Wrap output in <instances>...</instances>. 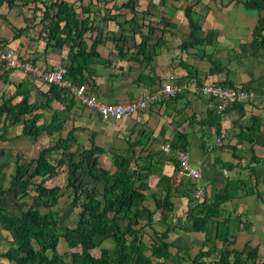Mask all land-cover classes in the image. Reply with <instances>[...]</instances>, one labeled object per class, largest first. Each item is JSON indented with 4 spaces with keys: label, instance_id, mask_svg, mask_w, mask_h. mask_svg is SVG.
I'll return each mask as SVG.
<instances>
[{
    "label": "trees",
    "instance_id": "16d2710c",
    "mask_svg": "<svg viewBox=\"0 0 264 264\" xmlns=\"http://www.w3.org/2000/svg\"><path fill=\"white\" fill-rule=\"evenodd\" d=\"M111 1L88 0L87 3L82 0L76 5L69 0H0V8L6 5L8 9L33 4L31 21L38 20L31 24L24 17L26 25L17 27L9 23L4 13L0 12V17L13 33L14 39L40 26L37 37H29V41H44V51L41 54L43 61L45 62L46 53L59 49L61 56L52 64L64 66L67 70L65 77L70 85L84 84L85 92L89 94L91 92L87 91V83L90 84L89 80L94 75V66L110 64L109 60L100 57L97 46L111 41L118 50V56L126 58L122 45L127 37L121 31L127 29L125 25L130 22H133V31L141 29L144 23L142 24L141 19L135 20L138 14L143 21L144 17L153 16L149 9L153 7L151 1L147 4L150 6L143 11L139 9L137 0H125L120 7H114L115 4ZM151 21L146 25L149 31L145 35L140 32V42L129 56L140 64H149L157 54V45L149 43L155 28ZM156 22L162 27L174 26V23L164 17ZM109 23L116 24L119 35H113L112 31H106L104 35V31L109 29L101 24ZM215 36L216 32L210 30L205 38L196 37L192 43L212 45L216 42ZM0 42L8 44L5 37H0ZM27 59L38 64L37 57ZM0 64V80L15 88L13 93L0 95V144L11 141L9 128L17 124L20 125V130L15 133L17 137L21 135L36 140L45 136L48 139L39 148L30 165L20 163V157L16 155L9 186H0V233L6 237L5 244H8L7 248L0 251L1 259L9 264H66L64 258L57 253L58 244L63 242L71 250V264H167L171 260L172 264H264V255L260 256L258 253L259 245L247 240L240 249L230 247L231 217L224 218L222 215L223 205L227 201L236 197L238 192H254L252 187L246 189L241 180L234 181L233 184L227 181L222 188L216 189L212 197L208 196L204 188L203 194L195 198L193 191L196 180L181 172L180 162L175 156L176 149L186 150L185 145L178 140H171L167 152L162 150V146L160 148L164 157H158L152 149L141 147L140 151L135 148L139 144V136L137 133L132 136L134 130L127 135L128 146L124 152L108 151L97 143V131L89 130L88 145L77 153L72 148L78 143L75 132L80 127L72 117V109L77 102L81 106L79 108H87L72 93L70 87L43 84L42 79L22 74L28 76V88L27 80L10 82L9 74L12 69H5L1 62ZM45 64L49 66L50 61ZM185 67L189 79L196 77L194 67ZM146 77L140 74L137 82ZM33 85L37 87L35 95L31 94L35 88ZM220 85L225 87L227 84ZM242 89L247 90L245 87ZM182 91L180 89L174 94ZM241 103L244 102L236 100L228 106ZM43 110H50L52 114L48 121L39 122ZM97 116L98 119L101 118ZM121 121L123 120L108 121V124L114 126ZM65 130L63 137L51 140L53 134ZM131 137L135 140L131 141ZM2 148L8 147L3 145ZM103 155L110 160L109 167L100 165ZM166 161L172 164L171 173L163 171ZM218 163L220 169H230V164L221 161ZM63 166L67 167L63 184L56 181L53 186H47L46 182L57 178L59 168ZM250 171L253 172L254 169L251 167ZM81 176L89 178L87 184L82 183ZM97 183L102 184L100 189L96 188ZM179 190V197L184 198L185 207L178 215L171 217L174 211L172 197ZM7 191H12L14 197V202L9 207L3 204ZM22 197H28L29 200L20 201ZM65 197L70 199L71 208L77 209L74 227L60 225L56 207L60 199ZM155 213L159 214L158 221L165 226L163 231L153 227ZM213 224L216 225V234L213 236L214 240L209 242ZM177 228L204 234L203 246L193 255H189L187 249L177 248L173 251L170 234ZM145 232H150L149 236L151 235L148 245L144 241ZM103 238L113 242L112 250L99 249V241ZM97 249L99 253L95 255Z\"/></svg>",
    "mask_w": 264,
    "mask_h": 264
},
{
    "label": "crops",
    "instance_id": "0c3cea01",
    "mask_svg": "<svg viewBox=\"0 0 264 264\" xmlns=\"http://www.w3.org/2000/svg\"><path fill=\"white\" fill-rule=\"evenodd\" d=\"M149 1L154 4V14L144 17L148 19L143 23L148 25L151 19H155L151 21L155 28L149 42L157 45L154 59L149 64H140L129 58L135 45L140 42V32L145 35L148 28L142 27L134 31L123 29L121 33L127 39L122 50L127 57L118 56V50L111 41L99 44L97 51L100 57L109 60L110 64L94 66V75L89 80L92 85L87 83V91L96 94L103 101L116 102L140 98L144 93L158 90L164 83L180 86L183 91L174 94L175 96L169 94L162 97L158 103L114 126L100 117L98 119L96 113L89 110L87 112V109L83 111L85 122L79 123L76 113L78 102L72 109V116L79 127L97 131L96 139L99 136L106 142L110 141L114 148L119 145L118 148L126 149L127 135L133 130L132 136L136 133L139 136V144L135 148L152 149L158 157H164L160 152L161 146L170 145L171 140H178L189 152L191 166L200 170L198 183L205 188L209 197L227 181L233 184L234 181L241 180L246 189L252 187L254 192L241 191L227 201L223 205L222 215L224 218L231 217L230 247H242L247 240L259 241L264 247V173L258 168L264 164V102L257 96L264 91V0H143L139 9L145 10ZM163 17L174 23L173 28L162 27L156 22ZM210 30L216 32L214 44L192 43L196 37L205 38ZM106 31L115 30H105L104 35ZM15 46L12 49L17 54L24 58L37 57L38 64H45L41 54H35L39 51L35 42H25L22 49H15ZM54 51L60 52L59 49ZM165 58L170 59L164 62ZM185 66L194 67L196 77L189 79ZM168 68L172 69L168 73L170 77L164 76V71ZM140 74L147 77L137 82ZM21 76L19 78L10 73L9 81L29 80L28 76ZM162 78L165 79L163 82ZM27 83L29 88L30 82ZM211 83L245 87L256 93L255 101L228 106L218 114L217 99L192 92L194 87L200 88ZM1 87L5 88V92L1 91ZM14 89L13 85L0 80V95L13 93ZM35 91L37 87L32 89L31 94L35 95ZM49 111H42L40 122L48 117ZM16 127L18 129L19 124L10 127L8 132L13 128L16 130ZM79 133L80 128L75 132L78 142ZM217 137H221L220 144H215ZM28 139L25 136L16 146ZM130 139L135 140L134 137ZM10 143V148H13L12 140ZM2 145L0 144V149ZM218 161L230 164V169H220ZM251 167L253 172L250 171ZM163 169L165 173H171L172 164L166 161ZM180 195L179 190L172 197L174 211L171 217L178 215L185 207V200ZM159 218L160 216L154 220ZM158 223L165 228L159 221ZM215 228L216 225L212 228L216 234ZM181 231L184 230L175 229V237ZM194 236L205 241L202 233ZM212 236L213 234L211 238ZM196 248V245L191 244L182 249H187L188 254L192 255Z\"/></svg>",
    "mask_w": 264,
    "mask_h": 264
},
{
    "label": "rangeland",
    "instance_id": "374dc122",
    "mask_svg": "<svg viewBox=\"0 0 264 264\" xmlns=\"http://www.w3.org/2000/svg\"><path fill=\"white\" fill-rule=\"evenodd\" d=\"M69 1L70 2H75V4L77 5L78 3L80 4L82 0H69ZM84 1L88 3V0H84ZM112 1H113V4H115L114 7L115 6H119L120 7L121 3L124 2L125 0H112ZM137 3L139 4V5L137 4L139 7L142 4L139 0H137ZM37 5L42 7L41 4H37ZM147 6L149 7L150 4L147 5ZM32 7H33V4H29V5L23 6L21 8L20 7L19 8L13 7L12 9H8L7 6L4 5L3 7L0 8V12L4 13V15L8 19L9 23H11L14 26L20 27V26L26 25V19H24V17L28 18L27 22L31 23V24L38 20V19H35V21H33V22L31 21V12L30 11H31ZM153 7L149 8L150 11L153 10ZM122 9H124V8H122ZM126 11H128V10H126ZM107 13H108V11H107ZM152 14H154V13H152ZM127 17L126 18L129 19L130 15H128ZM136 19H141V22L143 24V19H142V16L140 14H138V17H136L135 20ZM146 19H148V18H146ZM146 19L144 18L145 21H146ZM149 19H151V17ZM132 23L133 22H130V23H127L125 25V27H127V29H131L130 31H132V29L134 27V26L132 27ZM112 24H110V23L106 24V25L105 24H101V26H105L106 29L108 28L109 30L114 29L115 31H113L112 34L113 35H119V33L117 31V28H115L116 24H113V25ZM143 25H144L143 27H146V24H143ZM39 27L40 26H37L34 30H30L27 33L25 32L26 35L23 34L20 38L14 39L13 38V33H11V31L8 30L6 22H4L1 19V17H0V37L1 38L5 37L7 39L8 45L11 47V49L16 44H17V46H15V49L17 47L19 49H22L24 47V45H25V42L27 44H29V37L33 36L34 39H35V36L37 37V35H38L37 34V31H38L37 29ZM118 28H120V27H118ZM12 42L14 43V45H13ZM35 44L37 45V47H39V51L35 52V54H37V55L42 54L43 51H44V44H45L44 41H40V42H37ZM128 44L130 45V43H128ZM54 50L55 49H52L51 51H49V53L45 54V59H47V57H48V59L45 60V62L52 60V63H53V62L57 61V59H59V56H61L60 52H57V51H54ZM169 59L165 58L164 62L169 61ZM52 63H50L49 66H47L46 64H43V63H42V65L41 64H37V65L40 66V67L48 68V69L58 65V64L53 65ZM171 70H172L171 68L166 69V71H164V76L170 77V74H168V73H170ZM18 77L20 78L22 76L19 74ZM162 79H163L162 80V82H163L165 79L164 78H162ZM16 81H19V80L16 79ZM43 84H54V85H57L56 83L49 82L48 80H43ZM165 84L166 83H164L163 85L159 86L158 90L160 91L161 95L168 96L171 91H168V92L164 91ZM80 86H84V85L81 84ZM235 87H241V86H235ZM1 91L5 92V88L3 89L1 87ZM71 91L73 93L72 89H71ZM248 91L250 92L251 90H248ZM192 92L193 93H198L197 91H194V90ZM249 95L250 94H248V97H249ZM209 96L210 95H208V97ZM257 96H260V99L264 102V92L261 91V93L259 95H257ZM248 97H247V95H245L244 99L246 98V100H247ZM255 98H256V93L254 92V97L249 102L255 101ZM161 99H163V98H161ZM99 100H101V99H99ZM79 107H81V106L79 105ZM79 107H78L77 112H76L77 115L81 114V115H78V117H79L78 122L83 124L85 122V118L83 116V111L85 109H83V107L82 108H79ZM88 110L93 112V113H96L95 111L90 110V109H87L86 111L88 112ZM51 114H52V111H49L48 112V117L45 118L46 121H48L50 119ZM39 122H40V119H39ZM67 127H69V124H67ZM19 130H20V125H19L18 129L16 127V130H15V128H13L10 132H8V135H12L11 140H12V143H13V148H10L11 147V143L9 141L8 143L6 142V145L3 143V145H5V147L6 146L8 147L7 149H3V148L0 149V171H2V173L0 174V186H2L4 188L8 187L9 184H10V177H11L10 173L14 172V163L13 162L15 161L16 155H18L20 157V163H24V164L30 165L32 159H34L37 156L39 148L42 147V145L45 144L47 142V140H48L45 136H40L36 140L32 139V138H29L28 140H24L23 141L24 143L16 146V143H19L20 140L25 139V136H23L24 138H22V139L18 138L17 136H15V133L18 132ZM65 132H66V130L63 131V132H60V133L53 134V136L51 137V140L55 141L59 136L63 137ZM80 132L81 133H79V138H78L79 142L74 146V148H72L75 151H77V153H79L84 146L88 145L87 133H89V130L86 127H82L81 126L80 127ZM19 136H21V135H19ZM97 143H100V145H103V147H105L108 151H111V150H112V152L113 151L114 152H124L125 151V149L118 148L119 145L117 146L118 149L114 148V145H112L110 141L106 142L105 139L100 138L99 136L97 137ZM215 144H218V142H215ZM120 146H122V145H120ZM100 165L105 166V167H109L110 166V160L108 159L107 156L103 155L101 157ZM258 168H259V171L261 173H264V164L263 165H259ZM66 169H67L66 166H63L62 168H59L58 177L52 179L51 181H47L46 185L47 186H53V184L56 181L59 182L60 185H62L63 182H64V179L66 177V173H67ZM246 173H247V171H246ZM81 181H82L83 184H87L88 181H89V178H87L86 176H81ZM93 185H94V183H93ZM95 186H96V188L100 189L102 187V184L97 183V184H95ZM25 200L28 201L29 198L28 197H22L20 199V201H25ZM69 200L70 199H68L66 197L63 200L60 199V202H59L58 206L56 207V211L58 212V214L60 216V225L65 226V227H74L75 226V222L77 220V213H76L77 209L75 210V209L71 208ZM13 202H14V197H13L12 191H7L5 193V200H4V203H3L4 206L9 207ZM175 206L177 207V204ZM158 216H159V214L155 213L154 214V219H157ZM153 225L158 231H163L164 230V227L162 225H159L158 220H154V224ZM214 225L215 224H213V227H215ZM0 227H1V224H0ZM240 228H241V226H240ZM146 232H145V234L143 236H144V241L147 243V244L146 243L145 244L148 245L151 235L149 236L150 232H148V234ZM212 234H213V236L215 235V232L213 231V229H211V235ZM194 235H197V234H193L191 232H186V231H181V232L177 233V236L175 237V231H174V233H171L170 241H171V243H173L172 250L176 251L177 248L178 249H182L183 247H186V246L190 247L191 244H193V246L196 245V247H197L196 249L198 250L204 244V242H203V239L201 237L194 236ZM213 236H212V238H210L209 242H212L214 240ZM193 238H195V240ZM5 243H6V237H4L3 234L1 235V233H0V251H3L5 247L6 248L8 247V244L6 245ZM250 243L251 244H255V245L256 244L259 245L258 253H259L260 256L264 255V247H262V245H261V243L259 241H253L252 240V241H250ZM98 246H99V249L107 248V249L112 250L113 249V242L111 240L107 239V238H103V239H101L99 241V245ZM236 247L239 248V249L241 248V246H236ZM57 250H58L57 253L59 255H61L64 258V260L66 261V264H71V255H69L71 250H68V248L66 247V245L63 242H60L58 244ZM95 251H96L94 253L95 255L99 253L98 249L95 250ZM148 253H149V251H148ZM193 254H194V252H192V255ZM172 262L173 261L171 260L167 264H172ZM0 264H9V263L6 260L1 259V257H0Z\"/></svg>",
    "mask_w": 264,
    "mask_h": 264
},
{
    "label": "built area",
    "instance_id": "2783aa9c",
    "mask_svg": "<svg viewBox=\"0 0 264 264\" xmlns=\"http://www.w3.org/2000/svg\"><path fill=\"white\" fill-rule=\"evenodd\" d=\"M0 62L3 64L5 69H12L11 72L14 76L20 74H27L37 77L42 80H48L49 82H54L59 87H70L73 90V94L80 99L82 105L87 109L95 111L102 120L104 121H119L131 117L133 114L139 111L147 109L152 103L160 101L162 97L159 90L146 93L140 98H136L132 101L127 102H105L99 100L96 94L86 93V86H76L70 85L69 81L66 79V68L62 65H57L52 68L40 67L37 64L32 63L30 60L22 57V55L17 54L13 49L4 45L0 42ZM181 87H175L171 84H165L164 91H171L170 94L180 90ZM201 95H210L213 99L218 100V114L221 113L230 103L236 100H242L243 102H249L254 97V92H249L248 90H243L242 87L231 88L228 86L222 87L218 83H211L200 88H193ZM264 92V91H262ZM248 94L249 97H248ZM231 95V96H230ZM247 95L248 99H244ZM230 96V97H229ZM218 144L221 143V137L216 138ZM169 145H163L162 150L167 152L169 150ZM175 156L180 162L181 172L186 173L190 178L196 180V185L193 191V196L195 198L200 197L203 194V186L199 185L197 181L201 177L199 169H195L191 166V157L187 150L176 149Z\"/></svg>",
    "mask_w": 264,
    "mask_h": 264
},
{
    "label": "clouds",
    "instance_id": "9594fccd",
    "mask_svg": "<svg viewBox=\"0 0 264 264\" xmlns=\"http://www.w3.org/2000/svg\"><path fill=\"white\" fill-rule=\"evenodd\" d=\"M115 103V102H114ZM117 103V102H116ZM244 103H247V102H244ZM204 188V187H203Z\"/></svg>",
    "mask_w": 264,
    "mask_h": 264
}]
</instances>
